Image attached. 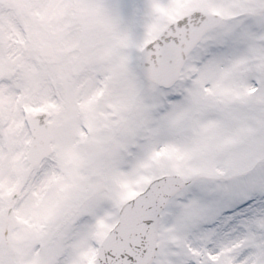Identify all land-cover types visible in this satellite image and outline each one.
Wrapping results in <instances>:
<instances>
[{
  "label": "snow or ice",
  "instance_id": "6c2138e0",
  "mask_svg": "<svg viewBox=\"0 0 264 264\" xmlns=\"http://www.w3.org/2000/svg\"><path fill=\"white\" fill-rule=\"evenodd\" d=\"M24 7L0 264H264V0Z\"/></svg>",
  "mask_w": 264,
  "mask_h": 264
},
{
  "label": "rangeland",
  "instance_id": "374dc122",
  "mask_svg": "<svg viewBox=\"0 0 264 264\" xmlns=\"http://www.w3.org/2000/svg\"><path fill=\"white\" fill-rule=\"evenodd\" d=\"M25 0H13V7L11 8V20L6 31H18L25 19ZM0 31H3L0 28Z\"/></svg>",
  "mask_w": 264,
  "mask_h": 264
}]
</instances>
